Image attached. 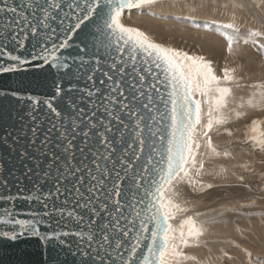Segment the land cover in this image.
<instances>
[{
  "label": "snow or ice",
  "instance_id": "6c2138e0",
  "mask_svg": "<svg viewBox=\"0 0 264 264\" xmlns=\"http://www.w3.org/2000/svg\"><path fill=\"white\" fill-rule=\"evenodd\" d=\"M155 3L0 0V75L31 65L47 66L52 76L43 97L0 90L14 106L0 112V144L18 162L0 174V240H35L32 264L195 259L183 249L204 229L192 216L174 227L170 221L186 209L167 193L177 179L201 183L192 175L204 168L198 134L220 155L209 132L227 122L234 70L217 75L204 56L122 22L126 10ZM203 6L188 5L192 12ZM222 27L239 32L234 22ZM225 37L232 52L238 37ZM242 39L264 52V32L250 29ZM253 88L240 108L264 107V83ZM245 143L264 152V121H251Z\"/></svg>",
  "mask_w": 264,
  "mask_h": 264
},
{
  "label": "rangeland",
  "instance_id": "374dc122",
  "mask_svg": "<svg viewBox=\"0 0 264 264\" xmlns=\"http://www.w3.org/2000/svg\"><path fill=\"white\" fill-rule=\"evenodd\" d=\"M179 1L189 5L203 4L204 6L198 7L195 12L202 13L206 18L213 17L218 20L220 17H228L229 22L236 24L242 38L247 37L250 29L264 32V5L257 7L259 0H245L249 7L250 20L258 21L256 27L252 25L253 22L240 24L238 23L240 20L230 19L233 16H227V6H223L226 11L218 13L217 10L210 9L205 0ZM164 7L166 8L163 11H157L151 6L140 10L133 9L130 12L125 11L123 19L127 26L139 28L157 43H164L163 45L167 47L199 55L197 45H204L203 39L197 41L195 37H198V34L188 33L189 29L186 27H191L192 23L182 17L183 12L188 13L190 9L180 10L181 3L176 2H172L171 8L170 6ZM172 9H176L179 13L172 12ZM209 13H213V15L210 16ZM135 17H138V20ZM139 18L141 19L139 20ZM206 18L203 19L204 22L207 21ZM203 21L196 23V29L205 28L208 25ZM206 42L212 53L219 50V53L212 54L216 60L212 66L217 72L218 68L222 69L219 61L222 60V64H224V57L233 58L235 51L233 49L229 53L228 50L218 48L216 44ZM254 47L256 48V46ZM240 51L244 59L246 57L248 60V55H251V60L246 65L249 66L248 74L255 67L264 68V56L261 53L258 52L256 55L250 51L247 55L242 52L243 50ZM220 70L216 73L217 75L222 74ZM253 82L264 83V78L260 75L253 79ZM247 83L250 84L251 81L247 80ZM236 111L244 112V115L239 118L235 115V119L227 116L226 123L214 125L209 132L212 144L220 155L212 153L208 156L206 152L199 151L201 157L199 153L197 160L204 161V168L200 176L195 175V169H193L192 175L201 183L190 184L187 178L177 179L173 181L171 190L167 193L170 198L177 199V202L185 205V207L180 205V208L186 209V211H179L171 220L175 223L174 227H178L186 217L192 216L199 225H203L202 227L216 226L220 223L231 224L235 227V236L225 234V237L215 236L213 238L212 235H209L210 232H203L198 239L191 240L190 245L183 249L187 255L194 256L195 259L184 260L182 264H192L193 262L196 264H264V152L254 150L250 144L245 143V134L251 121L256 117L264 121V107L237 109ZM206 120L205 116L203 121L206 122ZM198 138L200 141L202 140V146L205 138L200 134H198ZM224 152H228L230 155L224 156ZM240 177L243 179L241 180ZM207 184L213 186L208 188Z\"/></svg>",
  "mask_w": 264,
  "mask_h": 264
},
{
  "label": "bare ground",
  "instance_id": "6f19581e",
  "mask_svg": "<svg viewBox=\"0 0 264 264\" xmlns=\"http://www.w3.org/2000/svg\"><path fill=\"white\" fill-rule=\"evenodd\" d=\"M205 1L207 2L208 7L210 9H212L213 11L215 9V11L217 10L218 13L220 11H226L223 6H227L228 7L227 16H231V17L233 16L230 19L236 18V20H240L238 22L240 24H242L244 22H246V23H249V22L252 23L253 22L252 25L254 27H256V24L258 23V21H252V19L250 20V16H248L249 15V11H248L249 7H248L247 3L245 2V0H229V1L228 0H205ZM172 2L181 3L180 10L181 9H185V8L186 9H190L188 6H186V5H189V4H187V3L183 2V1H179V0H156V3L151 5V7L153 9H156L157 11H163L166 8L164 6H170V8H171ZM230 4H231V7H230ZM230 8H231V10H230ZM126 11H128V10H126ZM171 11L174 12V13H179L176 9L175 10L172 9ZM183 14L184 15H182V17L185 18L184 20H187L190 23H192L191 27H186L187 29H189L188 33L193 34V35L194 34H198V37H195V38H197V41L203 39L202 41L204 42V45L198 44L200 42L197 43L198 44L197 45L198 54L201 55V56H204L205 59L211 61L212 64H213V62H216L215 57L212 54L213 53L217 54V52L219 53V50L214 51L212 53V50H211L209 44H207L206 41H209L212 44H216L217 47L221 48L222 50H228V44H227V39L225 37V34L227 33L228 35H232V36L238 37V42L233 44V49L235 51L234 55H233V58L227 59V58L224 57V59H223L224 60L223 61L224 64H222V60L219 61V64H221L222 69L221 70L219 68L217 69V72L219 70H220V72L222 71V74H220V76H223V69L225 67L231 68V69L234 70L233 71V76L235 77V79L233 81L228 82L229 86L232 88L233 95L229 98L230 99V103H229L228 107L223 110V114L226 117L228 116V118L229 117L232 118V117L235 116V112H236L237 109L238 110H240V109L242 110V109H246V108L250 109V107H247V106H245L243 108H240L238 106V104L241 101V98L244 101H247L249 99V97L252 95V93L254 91L253 86L257 84L255 82H253V79L259 77L260 75H262L263 78H264V68L263 69H259L258 67H255L254 70H251L249 72V74H248L249 66L247 67L246 65L251 60V55H248V53L250 51H252V52H254L257 55V53L259 52V53H261L264 56V52L259 51L251 43L244 44L243 40H242V36L240 37V33L239 32L237 33V32H235L233 30L223 28L222 25L224 23L229 22L228 21V17L227 18H221L220 17V19L215 20L213 17L206 18V17L203 16L202 13L192 12L190 10H189L188 13H186L184 11ZM185 15H187V16H185ZM209 15L212 16L213 13L212 14L209 13ZM204 18H206L207 21L204 22L203 21ZM140 19L141 18H139V20ZM136 20H138V17L136 18ZM122 21L126 25V23H125V21L123 19V16H122ZM198 21H203L204 23H208V25L205 28L196 29L195 25H196V23ZM214 21H215V23H214ZM246 33H247V31H246ZM262 42H264V40H262ZM162 44H164V43H162ZM240 50H243L242 52H245V54L248 55V60L246 59V57H245V59L243 58L242 54L240 53L241 52ZM204 52H206V53H204ZM229 53H231V52H229ZM247 80L251 81V83L250 84L247 83ZM204 108H205V111H206L207 106L205 105ZM250 112H252V111H250ZM250 112H248V113H250ZM252 113H254V112H252ZM248 115H250V114H248ZM234 119H235V117H234ZM256 119H257V117H256ZM203 122L206 123L205 121H203ZM199 151L201 153L202 152H206V155L212 154V152H210L209 149L207 148L206 142H203V144H202V146H201ZM201 153H200V157H201ZM197 159H199V158H197ZM172 200L176 204H178L179 206L181 205V207H185L184 204H182L180 202H177V199H172ZM191 207H192V205H191ZM182 209H184V208H182ZM178 213H179V211L176 214H178ZM170 223L173 224V225L175 224L172 221H170ZM203 229H204V231H203L204 233H209L210 232L211 234H209V235H212L213 238H215V236L225 237V234H230L233 237V236H235L234 234L236 233L235 232V227L233 225H231V224L227 225V224L220 223L219 225H216V226H211V225L209 227L204 226ZM197 263H199V262H197ZM192 264H196V263L193 262Z\"/></svg>",
  "mask_w": 264,
  "mask_h": 264
},
{
  "label": "water",
  "instance_id": "95a60500",
  "mask_svg": "<svg viewBox=\"0 0 264 264\" xmlns=\"http://www.w3.org/2000/svg\"><path fill=\"white\" fill-rule=\"evenodd\" d=\"M2 15L0 14V16ZM51 79L52 76L47 66L43 69H37L31 65H25L14 74L0 75V90L20 89L22 94L43 97L50 90ZM160 87L163 89V85H160ZM13 107L10 99L0 96V112L7 114ZM8 123L10 121H5L4 126L7 127ZM2 135H6V132L0 131V136ZM17 166L18 162L14 159V153H11L7 145L0 144V174L7 175V169L15 170ZM18 174L16 172V175ZM9 179L11 180L12 177L9 176ZM9 187L13 192L15 191V187L12 185ZM0 191L3 190L0 189ZM36 243L35 240L19 243L0 240V264H21L22 261L24 264H32V262L39 259Z\"/></svg>",
  "mask_w": 264,
  "mask_h": 264
}]
</instances>
